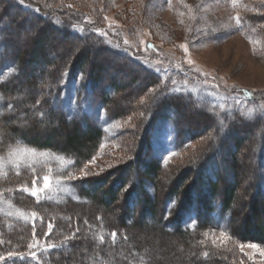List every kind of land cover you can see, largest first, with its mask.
Returning <instances> with one entry per match:
<instances>
[{"label": "trees", "instance_id": "16d2710c", "mask_svg": "<svg viewBox=\"0 0 264 264\" xmlns=\"http://www.w3.org/2000/svg\"><path fill=\"white\" fill-rule=\"evenodd\" d=\"M0 8V15L2 13L4 17L11 14V8L15 11L14 18L10 21L0 19V63L12 65L7 78L0 80V94L5 98L0 114V152L4 146L35 147L69 157L74 160L76 167L97 153L104 140V130L88 113L76 111L72 114L57 101L67 73L79 72L87 86L84 92L90 101L93 104H103L110 117H117L109 110L112 107L116 111L115 108L119 107L114 98L118 93L125 92L128 83L111 78L108 84L98 85L112 61L124 60L138 70L130 83L142 81V92L160 86L159 92L150 100L151 104L143 116L144 119H141L144 124L138 136L135 156L133 159L130 157L127 161L124 160L126 162L123 161L122 165L112 171L117 176L113 182V177L108 175L95 177V184L86 189L83 183L88 182L75 179L82 200L68 198L64 203L52 204L45 200L39 201L26 191L32 176H37L36 172H27L17 175L16 178L8 177L0 181L1 197H10L23 209L39 212L44 218L34 225L19 223L8 231L2 230L4 234L0 238V251L2 254H9L12 253L11 249L15 250V256L11 258L12 264H235L230 258L224 257V247L221 250L219 245L202 242L208 231L219 232L235 238L238 242L264 245V188L260 172L261 150L264 145V111L252 118L238 113L223 116L218 113V109L191 94L165 95L167 88L162 84L164 82L157 70L125 51L110 46L98 29L84 31L88 29L83 24L69 22L65 19L62 8L49 7L38 0H0ZM26 14L35 17L33 25L36 27H29L28 31L36 30L39 38L30 50L26 48L14 55L9 49L17 41L10 31L13 27L26 30L24 25L21 26L23 23L18 21L21 15ZM263 20L260 16L243 15L239 16V26L244 31L257 34V27ZM57 32H62L66 39L72 38V41L57 43ZM73 38L77 40L74 39V42ZM30 45H34V41ZM49 48H53L51 53ZM59 51H64L66 56L60 55L59 58ZM68 54L70 56L67 58ZM71 56L76 58L67 62ZM61 60L63 62L58 64ZM57 64L59 67L53 70V66ZM29 69L33 70L28 72ZM21 73L32 78L31 93L17 99L13 95L21 88L18 82ZM37 73L45 79L42 83L45 87L35 84L34 77ZM241 95L249 103L264 105V100L257 96L248 93ZM190 107L197 114V118L202 116L203 123L198 121L200 124L192 125V111L188 109ZM169 112L174 118L179 147L175 158L186 150L188 140L191 144L208 129L212 130V138L206 144L205 153L202 152L193 163L187 160L188 162L184 161L173 167L171 162L166 166L157 160L150 164L139 162V150L144 146L150 152L156 126ZM18 113L29 114L31 126L15 129L11 122L15 121ZM47 114L50 125L41 129L40 119ZM218 119L222 123L219 128ZM183 123L192 129L193 138L184 137ZM52 124H58L60 129H54ZM215 141L216 145L213 144ZM132 144L129 152L131 155ZM200 145L202 147L203 143ZM231 146L236 149L235 153ZM137 163L148 166L143 181L137 173ZM225 172H230V175L226 177ZM168 173L183 174L169 187L163 182L168 178ZM149 176H153L155 180L154 194L142 186ZM243 177L247 180L242 189ZM107 184L110 186L105 188ZM159 192H162L161 197ZM239 193L241 199L247 200V206L236 211ZM101 194L103 197L100 199ZM157 194L159 199L155 198ZM120 201L123 202L120 215L110 211L107 218L101 211L94 217L101 206L110 208ZM134 202L141 206L139 217L136 216L138 211ZM194 205L198 207L197 222L194 227L189 228L184 225V220ZM54 214L62 218L48 222V218H52ZM89 214L93 215V220L89 219ZM4 218L0 216L1 221ZM146 219H156L157 225L147 223ZM92 225L105 229L108 235L96 231L101 236V241H98L94 236L95 231L90 229ZM83 236L91 239L93 245L89 242L84 248H78L67 257L65 254H69L75 241ZM179 243L187 245L182 248H186L188 252L173 251V244L176 246ZM31 252L35 256L30 255Z\"/></svg>", "mask_w": 264, "mask_h": 264}, {"label": "rangeland", "instance_id": "374dc122", "mask_svg": "<svg viewBox=\"0 0 264 264\" xmlns=\"http://www.w3.org/2000/svg\"><path fill=\"white\" fill-rule=\"evenodd\" d=\"M38 1L49 7L62 8L65 19L69 22L83 24L88 29L84 31H90L92 28L98 29L99 34L107 39L110 46L123 50L145 64H149L150 67L161 74L162 82H164L162 84L167 88L165 95L171 93L191 94L194 98L205 101L214 109H218L219 112H217L223 116H232L234 113H238L252 118L264 111V105L255 104L254 102L249 103L241 95L242 93H248L264 100V20L259 23L257 34L248 30H245V32L239 26V16L254 15L255 17L264 18V0ZM14 12V9L11 8V14L4 17L1 13L0 19L10 21L14 18ZM33 17L26 14L21 15L18 19L21 24L23 23L21 26L26 27L25 31L14 28L12 25L13 29L10 32L17 42L14 47H11V50L9 49L11 54L14 53L15 55V53L26 48L30 50L35 46L39 33L36 30L28 31L29 27L34 26L35 17ZM55 37L58 39L57 43L59 44L64 41H72V38L66 39L62 32H57ZM32 41H34V45H30ZM52 51L53 48H49V53ZM60 55L66 56V53L59 51V58ZM69 56L70 54L67 58ZM75 58L72 57L67 62H72ZM61 62L63 61L57 63L60 64ZM58 64L53 66V70L59 67ZM11 69L12 65H1L0 63V80L3 78L5 80ZM32 70L29 69L28 72ZM136 72L138 73V70L126 61L114 60L102 81L98 83L99 86H104L111 81V78L122 80L125 83L128 82L126 83L125 92L118 93L114 98L117 100L119 107L115 108L116 111L112 107L109 110V112L115 113L117 117H110L103 104H93L90 101L86 92H84L87 86L80 77L79 72L67 73L62 83L61 96H55L54 99L57 97L58 103L72 114L76 111L88 113L104 130V140L98 147L97 153L90 160L82 162L80 166L76 167L73 159L48 150L28 146H4L0 152V181L8 177L16 178L19 174L36 172L38 173L37 176H32L29 185L25 188L26 191L39 201L45 200L52 204H58L66 202L68 198L75 201L82 200L75 179L88 182V184L83 183L86 189H90L95 184L93 182L95 177L108 175L113 177L112 182L117 179L112 171L126 162V159L134 158L140 129L144 124L141 119L145 116L151 104L150 100L156 92H159L160 87H151V89L142 92V81L136 84L130 83ZM18 80L21 88L13 97L18 99L30 95L32 78L21 73ZM43 81L45 79L43 80L42 75L37 73L34 77L35 84L40 85ZM43 86L45 87V85ZM45 90L48 91L47 88ZM4 105L5 98L0 94V114ZM188 109L192 111L191 107ZM32 110H34V107ZM33 114L36 116L35 111H33ZM190 114H192V125L196 126L203 123L202 116L199 119L193 111ZM40 120L39 127L41 129L50 125L48 114L42 116ZM173 121L174 118L170 112L159 121L151 139L150 152L144 146L141 147V150L137 149L139 150V162L143 161L150 164L157 160L165 166L171 162L170 165L173 167L187 160L193 163L194 159L202 152L205 153L210 138H212V135H210L212 130L208 131V129L193 140L191 144L188 140L186 150L175 158L179 147ZM218 121L219 128L222 123L220 119ZM11 125L17 130L31 126V116L18 113ZM52 127L56 130L60 129L58 124H52ZM81 127L84 129V126ZM182 129L186 139L194 137V132L187 124L183 123ZM221 130L223 131V127H221ZM130 143H133L132 155L129 154ZM202 143L201 147L200 144ZM213 144L216 145V141ZM231 150L234 153L236 151L234 146H231ZM261 156L260 172L264 188V145ZM168 167L170 169V166ZM147 169V164L137 163L136 170L139 173V178L141 177L140 180L143 181ZM229 173L225 172V176L227 177ZM182 174L169 175L168 173L166 174L168 178L163 182L170 187L174 184V180L180 178ZM45 177H48L47 187H45ZM244 178L241 180L242 189L247 180ZM109 186L110 184H107L105 188ZM142 186L151 194H154L155 180L153 176L145 179ZM161 194L162 192H159L160 197ZM238 196L239 199L235 205L236 211H239L240 207L244 206L245 208L247 206V200L241 199L240 193ZM99 197L101 199L103 194ZM155 198L159 199L158 194ZM122 206V201L113 204L111 207L109 206L110 208L101 206L94 217H97V214L101 211L105 213L107 218H109L110 211L114 212L115 215H120L123 211ZM194 206L186 214L184 220V225L189 228L194 227L197 222L196 212L198 207ZM134 207L138 211L136 216L139 217L141 206L134 202ZM0 216L5 217L4 221L0 220V238H3L4 233L2 230L8 231L19 223L34 225L44 219L39 212H29L17 205L13 199L5 196H0ZM88 217L90 220L94 218L92 214H89ZM59 218H62V216L54 214L47 221L54 222L53 219L57 220ZM153 221L146 219L147 223L151 222L156 226L157 220L153 219ZM90 229L95 231L94 236L98 241H101V236L98 233L108 235L107 231L101 229L100 226L92 225ZM204 237L206 239L202 242L219 245L221 250L224 247L225 249L222 251L224 257L230 258L235 264H264V245L238 242L235 238L212 231L206 232ZM32 242L35 243L36 241ZM88 243L93 245V241L89 238L86 239L85 236L77 239L74 247L69 250V254L66 253L65 255L67 257L71 256L70 253L73 254L78 248L81 249ZM251 245L256 247H251ZM173 246L172 250L175 252H188L186 248H182L187 247L185 244L179 243L176 246L173 244ZM11 252L14 254L15 250L11 249ZM227 252H230L231 255ZM0 256L4 257L3 260H0V264H12L11 258H8L9 254H2L0 251Z\"/></svg>", "mask_w": 264, "mask_h": 264}, {"label": "snow or ice", "instance_id": "6c2138e0", "mask_svg": "<svg viewBox=\"0 0 264 264\" xmlns=\"http://www.w3.org/2000/svg\"><path fill=\"white\" fill-rule=\"evenodd\" d=\"M21 2H23V0H21ZM44 179H45V187H47L48 177H45ZM33 194H35V193H33ZM113 235H115V234H113ZM251 247H256V246L255 245H251ZM13 255H14L13 253H9L8 258H12ZM16 255L17 256H22L23 254H16ZM30 255L35 256V253L31 252ZM3 259H4V257L0 256V260H3Z\"/></svg>", "mask_w": 264, "mask_h": 264}]
</instances>
